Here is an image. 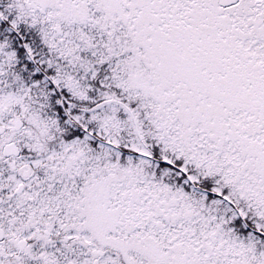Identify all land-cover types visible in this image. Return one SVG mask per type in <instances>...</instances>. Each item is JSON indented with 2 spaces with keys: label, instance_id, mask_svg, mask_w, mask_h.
Wrapping results in <instances>:
<instances>
[{
  "label": "snow or ice",
  "instance_id": "snow-or-ice-1",
  "mask_svg": "<svg viewBox=\"0 0 264 264\" xmlns=\"http://www.w3.org/2000/svg\"><path fill=\"white\" fill-rule=\"evenodd\" d=\"M0 264H264V0H0Z\"/></svg>",
  "mask_w": 264,
  "mask_h": 264
}]
</instances>
